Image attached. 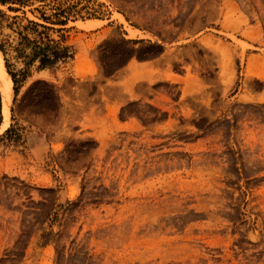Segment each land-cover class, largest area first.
<instances>
[{"label":"rangeland","instance_id":"obj_1","mask_svg":"<svg viewBox=\"0 0 264 264\" xmlns=\"http://www.w3.org/2000/svg\"><path fill=\"white\" fill-rule=\"evenodd\" d=\"M0 11V264H264V0ZM14 20L71 57L26 64Z\"/></svg>","mask_w":264,"mask_h":264},{"label":"trees","instance_id":"obj_2","mask_svg":"<svg viewBox=\"0 0 264 264\" xmlns=\"http://www.w3.org/2000/svg\"><path fill=\"white\" fill-rule=\"evenodd\" d=\"M0 3H6V0H0ZM1 16L2 14L0 11V17ZM43 19L44 21L49 20L48 18ZM58 23L61 25L65 24L63 21ZM39 26L48 29L46 26L30 20L26 24L18 23L15 20L8 24V27L19 40L16 47L18 57L28 59L26 64H32L33 62L38 61L39 68L52 69L60 62H63L67 58L71 57V54L69 53L68 47L60 48L58 44H53V40L48 36H41L43 32H39L37 34V28ZM30 30L32 31L31 34L33 36L30 32H28ZM6 36L9 35L6 34ZM3 42L4 41H0V51L4 53Z\"/></svg>","mask_w":264,"mask_h":264},{"label":"bare ground","instance_id":"obj_3","mask_svg":"<svg viewBox=\"0 0 264 264\" xmlns=\"http://www.w3.org/2000/svg\"><path fill=\"white\" fill-rule=\"evenodd\" d=\"M116 18L120 22H124V18L121 14H116ZM100 22L94 20H88L85 22L78 21L77 24L83 28H93L96 25H99ZM130 37H134L140 32L136 29L127 28ZM0 93H1V103H2V115H3V123L0 127V133L7 129L9 125V106L12 100L13 95V81L8 73L4 59L2 56V52L0 51Z\"/></svg>","mask_w":264,"mask_h":264}]
</instances>
